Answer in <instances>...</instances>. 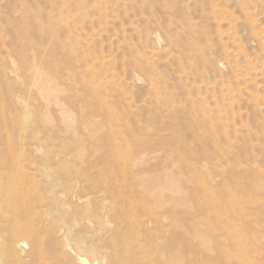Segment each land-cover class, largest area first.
Returning a JSON list of instances; mask_svg holds the SVG:
<instances>
[{"label": "rangeland", "instance_id": "obj_1", "mask_svg": "<svg viewBox=\"0 0 264 264\" xmlns=\"http://www.w3.org/2000/svg\"><path fill=\"white\" fill-rule=\"evenodd\" d=\"M0 192V264H264V0H0Z\"/></svg>", "mask_w": 264, "mask_h": 264}, {"label": "bare ground", "instance_id": "obj_2", "mask_svg": "<svg viewBox=\"0 0 264 264\" xmlns=\"http://www.w3.org/2000/svg\"><path fill=\"white\" fill-rule=\"evenodd\" d=\"M41 80V79H40ZM51 82V81H50ZM41 83V82H40ZM45 84V83H44ZM44 86V85H43ZM42 86V87H43ZM47 86V85H46ZM45 86V87H46ZM44 87V88H45ZM53 88V87H52ZM47 89V88H46ZM45 89V90H46ZM46 91H49V90H46ZM56 93V91H53V90H50L49 91V95L51 96L52 94H55ZM58 94V93H57ZM46 95V94H45ZM49 96V97H50ZM9 175V174H8ZM9 176H11V175H9ZM168 176V175H167ZM166 176H161V177H159V178H155V179H153V180H151V181H149L148 180V182L146 183V189H148V190H150V191H152V192H154V193H157V196H158V198H159V201H160V204L159 205H161L162 206V208L163 207H165V200H163L164 198H163V194H165V192L164 191H167L168 193H169V196H170V198L174 201V203H175V206L176 205H181V204H183V203H185V201H186V195H185V193L183 194V191H181L180 189H173V187L170 189V187L173 185V179L171 178H169V179H166L165 178ZM7 178V177H6ZM20 179V178H19ZM8 180V179H7ZM13 180V179H12ZM21 184V183H20ZM5 185H7V184H5ZM4 187H6V186H4ZM9 187V186H8ZM10 187H11V185H10ZM9 187V188H10ZM16 188V186L15 185H13V188ZM17 189V188H16ZM2 190H3V188H2ZM18 190V189H17ZM6 191H8V189H5L4 190V192H6ZM14 191V190H13ZM2 192V194H4L3 193V191H1ZM0 192V193H1ZM9 192H11V191H9ZM16 193H17V191H15ZM7 193V192H6ZM19 193V192H18ZM2 194L0 195V197L2 196ZM11 194V193H10ZM12 194H14L13 192H12ZM18 195V194H17ZM6 196V195H5ZM11 196H13V195H11ZM11 196L9 197V198H11ZM15 196V195H14ZM20 196L21 195H19V198H20ZM167 196H168V194H167ZM16 197V196H15ZM32 197V196H31ZM165 197V196H164ZM8 198V197H7ZM8 198V199H9ZM13 198V197H12ZM7 199V200H8ZM22 200V199H21ZM168 201H169V198H168ZM7 202V201H6ZM185 205V204H184ZM26 207V206H25ZM174 208V207H173ZM14 211V210H13ZM8 212V211H7ZM198 221V220H197ZM201 224V223H200ZM200 224H198L197 226H195V228H194V231H196V232H198L199 230V225ZM202 227V226H201ZM20 228V227H19ZM205 228V227H204ZM22 229V228H21ZM28 229V228H27ZM212 229V228H211ZM25 230V229H24ZM23 230V231H24ZM30 231V230H29ZM32 231V230H31ZM200 232V231H199ZM28 233V232H27ZM30 233V232H29ZM204 233V232H203ZM17 234H18V232H17ZM204 235V234H203ZM28 236V235H27ZM198 236V235H197ZM205 236V235H204ZM25 237V236H24ZM26 238V237H25ZM37 238V237H36ZM29 239V238H28ZM13 240V239H12ZM19 241H21L22 243H24L22 240H19ZM19 241H18V243H19ZM33 241V240H32ZM17 243V244H18ZM33 243V242H32ZM40 243V242H39ZM204 243H207V242H204ZM205 245V244H204ZM207 245H208V243H207ZM174 247H175V249L176 248H178V246L177 245H174ZM176 251H178V250H176ZM174 252V251H173ZM176 257V256H175ZM180 258L181 257H179V256H177L176 257V261H175V264H181V260H180ZM183 259V258H182ZM183 261V260H182ZM80 262H81V264H88L86 261H84V260H80Z\"/></svg>", "mask_w": 264, "mask_h": 264}]
</instances>
